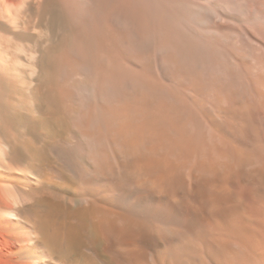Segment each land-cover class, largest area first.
Masks as SVG:
<instances>
[{
    "label": "bare ground",
    "instance_id": "1",
    "mask_svg": "<svg viewBox=\"0 0 264 264\" xmlns=\"http://www.w3.org/2000/svg\"><path fill=\"white\" fill-rule=\"evenodd\" d=\"M4 223L21 264H264V1L0 0Z\"/></svg>",
    "mask_w": 264,
    "mask_h": 264
},
{
    "label": "rangeland",
    "instance_id": "2",
    "mask_svg": "<svg viewBox=\"0 0 264 264\" xmlns=\"http://www.w3.org/2000/svg\"><path fill=\"white\" fill-rule=\"evenodd\" d=\"M4 226L6 223L0 224V264H21L18 260L20 244L9 237L10 233Z\"/></svg>",
    "mask_w": 264,
    "mask_h": 264
}]
</instances>
